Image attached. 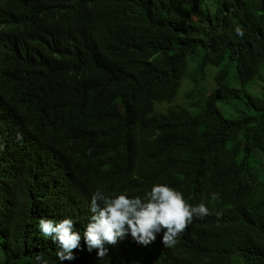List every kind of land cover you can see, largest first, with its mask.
Listing matches in <instances>:
<instances>
[{
	"label": "trees",
	"instance_id": "obj_1",
	"mask_svg": "<svg viewBox=\"0 0 264 264\" xmlns=\"http://www.w3.org/2000/svg\"><path fill=\"white\" fill-rule=\"evenodd\" d=\"M66 1L48 0L51 28L49 11L67 16L50 36L0 45V175L15 192L0 200V264H264V0ZM182 87L181 107L156 111ZM154 185L210 214L172 247L160 232L89 252L92 194L146 201ZM42 218L73 220L74 260Z\"/></svg>",
	"mask_w": 264,
	"mask_h": 264
},
{
	"label": "clouds",
	"instance_id": "obj_2",
	"mask_svg": "<svg viewBox=\"0 0 264 264\" xmlns=\"http://www.w3.org/2000/svg\"><path fill=\"white\" fill-rule=\"evenodd\" d=\"M74 1H66L68 12L72 11ZM89 2L96 8L102 6L101 0ZM47 5L48 0H0V45L14 41L31 43L34 38L43 34L50 36L55 29L62 27L67 19L64 11H49L60 23L57 28H51V21L44 14ZM235 30L243 37L241 28L237 27ZM186 89L187 87L184 88ZM180 99L177 98L176 102ZM163 106L171 109L162 114L173 110V104ZM223 112H230V107ZM12 114L17 118L30 115L27 108L19 112L12 110ZM1 154L2 152L0 157ZM10 183L12 182L7 184L2 181L0 175V200L8 201L9 195L14 196ZM147 196L148 199L144 201L140 197L129 198L126 195L106 198L99 190L94 192L90 206L91 220L83 235L88 251L96 249L98 257L103 258L108 253L105 245L116 246L128 234L137 243L147 246L156 240L160 232H163L162 243L166 247H172L177 243L178 236L192 223L194 216L203 218L210 214L204 203L193 207L181 192L167 185H154ZM211 198L217 199L218 194L212 193ZM39 229L43 236L51 237L58 244L60 250L57 256L60 261L75 259L74 250L81 248V235L74 231L72 219L65 218L57 222L42 218ZM5 252L7 255L8 251ZM36 259L41 261L43 257L38 255Z\"/></svg>",
	"mask_w": 264,
	"mask_h": 264
},
{
	"label": "rangeland",
	"instance_id": "obj_3",
	"mask_svg": "<svg viewBox=\"0 0 264 264\" xmlns=\"http://www.w3.org/2000/svg\"><path fill=\"white\" fill-rule=\"evenodd\" d=\"M195 68H196V63H195V61H194V58H190V71H194L195 70ZM186 94V92L184 91V87H182V89H181V92H180V96L178 97V99H180L181 97H183L184 95ZM181 100V99H180ZM177 101L173 106L174 107H176V106H179V107H181V101ZM161 106V107H160ZM160 107V108H159ZM218 108L221 110V111H224V110H228L229 109V107L225 104V101H219L218 102ZM158 109H159V112L160 113H165V112H167L168 110H170V109H168V107H164V106H162V105H160V104H157V106H156V111H158ZM191 111V110H190ZM158 113V112H157ZM191 113L192 114H195V113H197V111L195 112V111H191ZM229 116V115H228Z\"/></svg>",
	"mask_w": 264,
	"mask_h": 264
},
{
	"label": "bare ground",
	"instance_id": "obj_4",
	"mask_svg": "<svg viewBox=\"0 0 264 264\" xmlns=\"http://www.w3.org/2000/svg\"><path fill=\"white\" fill-rule=\"evenodd\" d=\"M204 74H205V73H204ZM214 76H215V75H214ZM186 78H187V77H186ZM214 79H215V77H214ZM214 84H215V83H214ZM211 85H212V83H211ZM216 85H217V84H216ZM207 86H208V85H207ZM208 87H209V86H208ZM212 87H213V86H212ZM215 87H216V86H215ZM210 88H211V87H210ZM204 89H205V88H204ZM215 89H216V88H215ZM201 90H203V87H202ZM201 90H200V91H201ZM205 90H207V89H205ZM209 90H210V89H209ZM212 91H213V90H212ZM194 92H195V91H194ZM206 92H207V91H206ZM202 93H203V92H202ZM202 93H201V94H202ZM204 93H205V92H204ZM187 95H188V94H187ZM192 95H193V97H194V94H192ZM203 95H204V94H203ZM203 95H202V96H203ZM189 96H190V93H189ZM203 97H205V96H203ZM203 97H202V98H203ZM191 98H192V97H191ZM199 98H200V97H199ZM192 99H193V98H192ZM192 99H191V100H192ZM207 99H208V98H207ZM207 99H206V100H207ZM203 100H205V98H204ZM192 101H193V100H192ZM199 101H201V100L199 99ZM204 102H205V101H204ZM191 103H192V102H191ZM198 103H199V102H198ZM205 103H206V102H205ZM196 104H197V103H196ZM199 104H200V103H199ZM207 104H208V100H207ZM201 105H202V104H201ZM201 105H200V106H201ZM205 105H206V104H205ZM189 106H191V105H189ZM206 106H207V105H206ZM173 107H174V106H173ZM192 107H193V106H192ZM184 108H186V107H184ZM205 108H206V107H205ZM168 109H170V108H168ZM180 109H181V108H180ZM196 109H197V107H196ZM177 110H178V109H177ZM197 110H198V109H197ZM199 110H200V109H199ZM166 114H167V113H166Z\"/></svg>",
	"mask_w": 264,
	"mask_h": 264
}]
</instances>
